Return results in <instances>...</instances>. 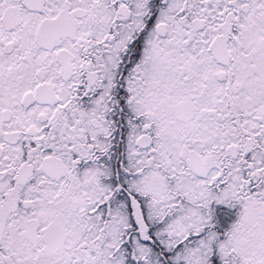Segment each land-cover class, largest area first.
I'll return each mask as SVG.
<instances>
[{
    "label": "snow or ice",
    "instance_id": "1",
    "mask_svg": "<svg viewBox=\"0 0 264 264\" xmlns=\"http://www.w3.org/2000/svg\"><path fill=\"white\" fill-rule=\"evenodd\" d=\"M0 264H264V0H0Z\"/></svg>",
    "mask_w": 264,
    "mask_h": 264
}]
</instances>
